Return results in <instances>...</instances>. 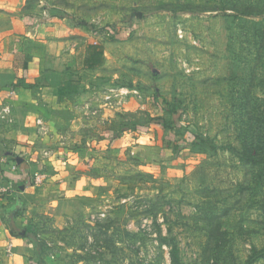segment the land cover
Segmentation results:
<instances>
[{
	"label": "rangeland",
	"instance_id": "1",
	"mask_svg": "<svg viewBox=\"0 0 264 264\" xmlns=\"http://www.w3.org/2000/svg\"><path fill=\"white\" fill-rule=\"evenodd\" d=\"M0 14L33 18L46 43L60 177L87 189L58 216L23 196L0 264H264V0H0ZM5 230L29 253L9 257Z\"/></svg>",
	"mask_w": 264,
	"mask_h": 264
},
{
	"label": "crops",
	"instance_id": "2",
	"mask_svg": "<svg viewBox=\"0 0 264 264\" xmlns=\"http://www.w3.org/2000/svg\"><path fill=\"white\" fill-rule=\"evenodd\" d=\"M35 26L31 17L13 19L0 14V178L6 187L0 194V223L4 219L17 224L20 216L16 211L24 203L23 196L28 197L30 214L58 216L87 194L83 185L66 183V174L72 170L66 160L62 162L67 170L59 167L61 149L55 147L54 139L61 135L63 127L58 122L62 118L40 95L37 82L47 69V47ZM105 132L112 141L114 125ZM13 164L18 166L16 170L11 169ZM34 172L42 175L37 184L33 183ZM14 237L7 231L2 237V242L11 243V247L5 244L11 250L9 257L29 253L25 243Z\"/></svg>",
	"mask_w": 264,
	"mask_h": 264
},
{
	"label": "built area",
	"instance_id": "3",
	"mask_svg": "<svg viewBox=\"0 0 264 264\" xmlns=\"http://www.w3.org/2000/svg\"><path fill=\"white\" fill-rule=\"evenodd\" d=\"M18 168V166L16 164H13L11 166V169L12 170H16ZM41 177L42 175L37 173V172H34L33 173V183L37 184L41 181ZM6 191V187H5V182L0 178V194L4 193ZM8 247H11V243H9V246Z\"/></svg>",
	"mask_w": 264,
	"mask_h": 264
},
{
	"label": "trees",
	"instance_id": "4",
	"mask_svg": "<svg viewBox=\"0 0 264 264\" xmlns=\"http://www.w3.org/2000/svg\"><path fill=\"white\" fill-rule=\"evenodd\" d=\"M244 12V11H243ZM243 14H247L246 12H244ZM259 252H256V251H254L253 252V255H257Z\"/></svg>",
	"mask_w": 264,
	"mask_h": 264
}]
</instances>
